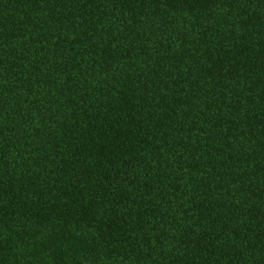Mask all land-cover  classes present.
Segmentation results:
<instances>
[{
  "label": "trees",
  "instance_id": "16d2710c",
  "mask_svg": "<svg viewBox=\"0 0 264 264\" xmlns=\"http://www.w3.org/2000/svg\"><path fill=\"white\" fill-rule=\"evenodd\" d=\"M0 264H264V0H0Z\"/></svg>",
  "mask_w": 264,
  "mask_h": 264
}]
</instances>
